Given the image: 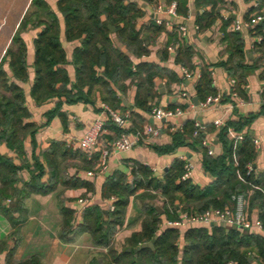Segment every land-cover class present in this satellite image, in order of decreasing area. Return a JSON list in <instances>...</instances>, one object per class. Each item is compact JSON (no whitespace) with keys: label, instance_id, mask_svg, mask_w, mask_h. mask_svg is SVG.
I'll list each match as a JSON object with an SVG mask.
<instances>
[{"label":"trees","instance_id":"trees-1","mask_svg":"<svg viewBox=\"0 0 264 264\" xmlns=\"http://www.w3.org/2000/svg\"><path fill=\"white\" fill-rule=\"evenodd\" d=\"M142 1L149 4L155 2ZM172 2L177 3L178 14L187 15L188 0H166V4ZM218 2L219 0H196L195 4L199 9L211 7L210 11H203L197 16L196 23L200 28L209 27L218 20ZM32 6L34 10L24 18L21 29L13 39L16 48H9L7 55L10 57L9 63L14 78L21 82L27 81V48L20 33L30 24L44 25L34 41L35 79L31 94L37 103L62 97L70 99L73 91L82 95L85 88L91 90L98 86L103 102L117 109L121 101L116 88L126 90L125 83L130 80L131 84L137 87V108L152 112L154 108L149 101L158 96L157 78L173 76L150 63L134 65L130 56L120 50L112 40V35L115 34L119 44L134 56L147 54L146 41L137 30L136 22L143 14L138 3L127 0H57V7L65 21L66 40L79 42L72 58L76 67V83L73 87H70V78L66 71L68 61L61 43L57 15L50 10L47 0H33ZM261 25L258 27L260 34L264 29V24ZM109 26L115 28V31H111ZM229 26L230 23L226 22L222 27L223 41L228 44L230 55L227 62L221 66L237 81L239 89L246 83L248 73L257 68V64L245 63L247 54L241 33L228 31ZM149 30L160 34L164 31V26L152 22ZM170 44H178L175 50L176 63L190 68L194 53L191 47L180 41L176 31L169 34L168 45ZM263 44L264 41L260 47ZM165 54L168 52L165 51ZM195 92L200 103L217 94L213 85L212 67L201 69ZM28 118L23 89L10 81L0 65V147L5 144L22 160L26 155V139L36 133L33 124L24 122ZM195 124L196 122L189 121L185 133L175 134L173 147L166 150H174L184 145L186 137L194 138V148L196 145L202 148L204 135L200 132L197 137H193L197 129ZM107 125L116 134L108 142L119 138L121 129L113 122H107L105 128ZM240 126L230 123L220 131L219 140L223 149L220 156H209L208 151L204 149L203 166L215 178L209 186L200 188L190 180L181 181L185 172L184 162L175 161L160 180L153 176L149 168L136 164L132 170L131 181L122 172L110 176L103 185V197L116 199L113 202V211L96 205L90 206L83 213V222L74 227V211L64 209L60 238L68 241L83 232H90L96 246L109 248L107 254L92 258L89 264H228L230 261L237 264H264V237L260 235L242 233L235 228L203 225L188 228L183 234L181 228L160 229L164 221L163 216L167 221L178 218V206L186 213L233 208V196L249 193L250 205L260 210L259 219L264 224V176H255L254 172L248 169L255 159V152L251 149L252 138L246 135L238 142L228 137L229 128L240 130ZM136 130L142 131L140 128H134L132 131ZM53 147L51 153L45 154V158L54 171L55 178L59 177V164L53 161L52 152L62 149L63 145L57 144ZM25 166V161L17 165L13 159L0 151V214L7 218L12 227V232L0 241V256L4 258L0 264H43L42 259L36 255L23 261L17 260L15 255L21 226L27 220L28 199L33 194H48L54 188L51 182L40 184L41 174L18 188L17 185L22 182L19 172ZM63 181L66 185L72 182L70 179ZM141 190L144 191L140 193ZM132 196L136 197L143 209L142 231L135 233L128 241V247L118 254L111 248V244L115 234L123 226L126 208ZM160 210H163L164 215H161ZM181 238L186 243L182 251L178 243ZM149 243H153V248L139 250L143 244Z\"/></svg>","mask_w":264,"mask_h":264},{"label":"crops","instance_id":"crops-1","mask_svg":"<svg viewBox=\"0 0 264 264\" xmlns=\"http://www.w3.org/2000/svg\"><path fill=\"white\" fill-rule=\"evenodd\" d=\"M32 1L24 12L15 34L10 40L6 39L0 47V65L8 74L10 81L23 89L25 106L29 112V118L24 122L33 124L36 133L33 137H28L24 143L26 155L23 160L18 159L5 144L1 145L0 151L8 158L13 159L17 165H21L23 161L26 163V166L19 172L22 182L17 185L18 188H21L23 183H30L35 176L40 174V184L46 185L51 182L54 188L48 194H33L28 199L27 220L21 226L20 240L16 248L17 260L23 261L36 255L42 259L43 264H89L92 258L107 254L109 248L96 246L90 232H83L68 241L60 238L64 209L68 208L74 211V227L83 222V213L90 206L96 205L111 211V206L116 199L103 197V185L110 176L122 172L131 181L132 170L136 164L149 168L153 176L160 180L175 161L184 162L185 165L190 163L194 170L188 180L200 188L209 186L215 178L203 166L204 149L208 151L210 148L214 158L220 156L223 149L219 133L230 123H237L238 127L241 125L240 130L228 129L230 139L241 142L246 135L252 138L251 149L255 152V159L251 164L252 171L255 176H264V44L260 47L264 41V29L260 34L258 28L264 23L240 32L247 54L245 63L248 65L257 64V68L248 73L246 83L241 88L238 89L237 81L221 66L222 63L227 62L230 55L228 44L223 41V25L229 22L230 26L227 30L231 31L233 30V21L237 19L249 20L256 14L264 15V0H219L216 7V12L219 14L218 20L211 26L202 28L196 23L197 16L203 11H210L211 7L199 9L195 4L196 0H188L187 15L178 14L177 17H171L166 12L170 5L166 4V0H155L151 4L142 0H127L138 3V6L143 10L142 16L136 23L137 30L141 32V38L146 41L148 52L140 57L134 56L119 44L115 34L112 35V40L120 50L130 56L134 65L150 63L163 68L164 73L173 76L172 78L167 76L157 78L158 96L150 100L149 104L153 108L160 107L167 110L181 108L184 110V114L160 121L154 120L151 113L141 110L135 105L137 94L135 84H131V81L128 80L125 83L126 90L122 91L116 88L121 103L117 109L111 108L129 114L126 131L133 133L140 131H132L134 128H140L142 129L140 132H144L148 126H153L157 129L158 134H145L143 139L131 150L112 154L107 169L103 172H100L99 166L100 149L105 142L115 137V131L108 125L106 126V133L94 153L82 151L77 145V141L83 138L101 113V105L104 102L100 88L98 86L91 90L85 88L82 95L73 91L70 99L55 98L41 104L32 97L31 89L35 79L34 41L44 27L43 24H30L25 31L20 33L27 48L28 80L21 82L13 76L7 51L11 47L16 48L13 39L19 32L21 23L32 6ZM47 2L50 5V10L59 19L61 43L66 51L68 61L66 71L70 78V87H73L76 83V67L72 63V58L79 42L66 40L65 21L57 7V0H47ZM158 6H162L163 12L157 11ZM158 18L164 22V31L155 34L149 30V27L152 22L156 23L155 20ZM180 26L187 28V37L182 43L191 47L194 53L190 61V68L176 63L175 56L170 54L167 48L169 34L172 31L179 34ZM165 51L169 55L165 54ZM206 66L212 67L213 85L217 94L222 95V100L218 105L203 108L200 106V102L198 106L195 105L194 100L197 98L195 84L201 77V69ZM182 68L192 73V79H184ZM232 81H235V85ZM234 91L237 93V97L233 96ZM181 92H186L189 98H182ZM217 120L222 124L220 127L214 124ZM189 121L199 124V131L203 132L204 139L209 143V148H201L199 145L194 148L192 146L194 138L186 137L184 145L174 150H166L168 147H173L175 134L185 133V127ZM255 139L259 140L258 145L254 144ZM57 144H62L63 148L57 149V153L52 152L53 161L59 164V177L54 178V171L49 167L45 154L51 153L54 149L53 146ZM55 173L57 172L55 171ZM56 178H58V182ZM63 179H70L72 182L70 185H66ZM143 191L141 190L140 193ZM246 196L248 197L249 217L254 223L256 220H260V210L250 205L251 193ZM161 211V215H164L163 210ZM177 212L178 218L186 213L181 210L180 206L177 207ZM0 218L4 221L0 224L1 241L12 232V227L5 216L0 214ZM142 219V206L136 197L132 196L126 208L123 226L115 234L111 244V248L116 253L123 252L128 247L131 237L142 231ZM163 220L161 230L168 227L165 216H163ZM191 227L197 226L182 228L181 233H185V230ZM240 231L264 237V234L256 229ZM178 243L180 251H182L186 243L182 238ZM11 246L13 245L11 244ZM3 261V256H0V262Z\"/></svg>","mask_w":264,"mask_h":264},{"label":"built area","instance_id":"built-area-1","mask_svg":"<svg viewBox=\"0 0 264 264\" xmlns=\"http://www.w3.org/2000/svg\"><path fill=\"white\" fill-rule=\"evenodd\" d=\"M159 13L163 12L162 6L157 7ZM166 12L171 17H177V3L172 2L169 7L166 9ZM158 25H163L161 19L155 20ZM264 23V15L256 14L251 17L249 20H235L232 23V29L236 32H241L244 29H250ZM180 41L183 42L187 37V28L186 26L179 27ZM178 44H170L168 46V51L170 54L175 56L176 49ZM182 72L185 80L192 79L193 75L188 70L182 68ZM235 85V81H232ZM180 96L184 99L189 98L186 92H181ZM233 96L237 97V93L234 91ZM222 100V95L216 94L215 96H209L203 103L200 104L203 108L212 107L220 104ZM192 105V104H191ZM184 110L178 108L176 110H167L160 107H155L151 112V117L154 120H162L173 118L177 116H182ZM107 122L115 123L118 128L121 129L120 137L111 142H105L100 149V158L99 166L100 172H103L107 169L109 158L114 153H120L124 151L131 150L134 148L138 142L143 139L145 134L157 135L158 131L153 126H148L144 132H133L129 133L126 131L129 123V114L121 113L120 111L114 110L109 107L107 104L103 103L101 105V113L99 117L94 121L91 128L83 136V138L77 141L78 147L87 153H94L101 143L103 135L106 133L105 125ZM215 126L220 127L222 124L219 120L215 121ZM195 127L197 128L194 132V137H197L200 133L199 124L196 123ZM254 144L258 145L259 140L255 139ZM203 147L209 148V143L206 140L202 142ZM208 155L212 156L213 151L209 148ZM249 171H252L251 164L248 166ZM184 174L181 177V181H186L192 175L194 167L192 164L187 163L184 167ZM234 202L233 208L225 209H209L205 212L197 213H184L178 219L167 221L166 226L172 228H186L190 226H211L212 224H225L226 227L235 228L239 230H251L256 229L261 231L264 234V224L261 220H256L254 223L251 222L249 217V208H248V197L245 194H238L232 198ZM114 210V206H111V211ZM228 264H237L235 261H230Z\"/></svg>","mask_w":264,"mask_h":264},{"label":"rangeland","instance_id":"rangeland-1","mask_svg":"<svg viewBox=\"0 0 264 264\" xmlns=\"http://www.w3.org/2000/svg\"><path fill=\"white\" fill-rule=\"evenodd\" d=\"M30 3L31 0H0V47L15 34ZM33 10L31 6L27 15ZM2 223L4 221L0 218V224Z\"/></svg>","mask_w":264,"mask_h":264},{"label":"water","instance_id":"water-1","mask_svg":"<svg viewBox=\"0 0 264 264\" xmlns=\"http://www.w3.org/2000/svg\"><path fill=\"white\" fill-rule=\"evenodd\" d=\"M109 28L111 29V31H114V28H113V27L109 26ZM194 102H195V105H196V106L199 105V101H198L197 98L194 100ZM160 213H162L161 210H160ZM218 226L226 228L225 224H219V225H218V224H212V225H211V227H218ZM147 247L153 248V243L143 244V245L139 248V250L142 249V248H147ZM130 250H131V249H128V251H130Z\"/></svg>","mask_w":264,"mask_h":264}]
</instances>
